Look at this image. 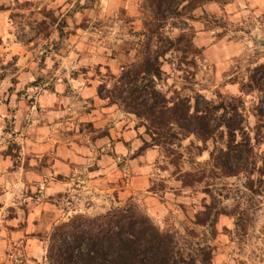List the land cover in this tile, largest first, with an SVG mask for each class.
<instances>
[{
    "label": "rangeland",
    "instance_id": "rangeland-1",
    "mask_svg": "<svg viewBox=\"0 0 264 264\" xmlns=\"http://www.w3.org/2000/svg\"><path fill=\"white\" fill-rule=\"evenodd\" d=\"M149 5L150 0H0V102H12L1 128L10 137L0 141V162L10 158L13 169L22 164L21 152L11 138L20 104L28 117L24 114L23 122L19 121L32 129L52 131L58 129L57 122L74 119L73 131L89 139L88 148L94 134L105 140L109 136V129H94L89 117L102 108L111 109L113 125L119 119L128 123L137 132L140 147L134 151L132 143L123 144L125 152L119 155L112 140L101 148L108 156L103 162L108 177L105 192L95 193L105 203L98 202L100 210L82 215L95 217L136 206L161 230L177 233L186 247L195 246L208 241L206 232L194 226L193 220L210 199L203 181L183 189L177 176L178 172H192L203 177L213 143L205 145L190 137L179 142L172 153L162 146L139 152L145 142L151 143L142 122L123 106L108 105L101 98L124 71L141 61L147 41L145 23L151 19ZM188 24L193 29V44L202 54H167L157 89L168 98L177 91L214 102L239 96L238 87L228 84L232 68L252 69L256 52L263 53L258 64L264 63V0L207 4L193 13ZM165 33L169 37L178 34L169 25ZM257 97L243 100L248 131L256 122ZM93 117L98 121V115ZM67 129L71 127L62 133ZM260 150L264 152V145ZM96 156L88 157L91 165ZM43 160L54 161L55 156L50 152ZM210 184L220 207L231 209L240 204L248 217L246 230L236 235L224 230L234 231L233 220H220V234L210 242L215 248L212 264H264V196L246 192L243 178ZM15 189L7 181L0 182V264H47L51 232L46 230L52 220L33 217L27 208L29 202L39 204L44 186H20L15 205L1 203ZM81 197H86L82 209L95 203L89 194Z\"/></svg>",
    "mask_w": 264,
    "mask_h": 264
},
{
    "label": "trees",
    "instance_id": "trees-1",
    "mask_svg": "<svg viewBox=\"0 0 264 264\" xmlns=\"http://www.w3.org/2000/svg\"><path fill=\"white\" fill-rule=\"evenodd\" d=\"M234 1L150 0L151 19L145 23L147 41L141 61L124 71L101 97L108 105L123 106L142 122L151 143L145 142L139 152L162 146L172 153L179 142L190 137L205 145L213 143L203 177L192 172H178L177 176L183 189L202 181L206 184L204 191L210 201L195 215L193 225L206 232L208 241L186 247L177 233L161 230L143 210L130 205L95 217L75 215L55 225L49 235L47 264H212L215 248L210 242L220 234V220L234 221V231L224 229L227 233L246 230L247 211L240 204L231 209L220 207L210 183L243 178L246 192L264 196V152L260 150L264 145V63L258 64L263 53H255L252 69L232 68L228 84L238 87L237 97L214 102L176 91L168 98L156 84L164 75L162 60L167 54H202L193 44V29L188 24L193 13L207 4L224 6ZM168 25L178 32L176 36L165 33ZM252 95H258L256 122L248 131L243 100Z\"/></svg>",
    "mask_w": 264,
    "mask_h": 264
},
{
    "label": "crops",
    "instance_id": "crops-1",
    "mask_svg": "<svg viewBox=\"0 0 264 264\" xmlns=\"http://www.w3.org/2000/svg\"><path fill=\"white\" fill-rule=\"evenodd\" d=\"M11 106L12 102H9L8 105L0 102V141L6 138L4 136L10 137V135L2 132L1 128L7 117V110ZM20 106L18 115L19 120L21 119L22 121L27 115ZM112 112L111 109L102 108L94 111L89 117V122H92L94 129L98 131L109 129V136L106 140L104 137L94 134V141L89 145V148L87 146L89 139L86 136H79L74 133V119L57 122L58 125L56 127L61 129L52 131L32 129L28 123L22 124L18 120L16 123L17 127L11 138L12 143L17 144L21 152L22 164L17 169H13L10 158L1 160L0 182L7 181L11 186L16 187L12 195L10 193L1 199V203L10 206L15 205L16 190L20 186L31 188L44 186L43 191L40 192V202L37 204L39 206L36 203L29 202L27 208L33 217L41 219L47 217L52 220L51 224L47 226L46 231L48 233L52 231L55 225L66 221L65 219L73 215L90 213L95 209L100 210L98 206L101 203L98 202H102V204L105 202L98 200V198L103 199V197L97 198L95 192H105L104 181L108 177L103 164L104 158L108 156L104 154L105 151L101 148L106 144L112 143V140H115L113 145L119 155L125 152L123 144L132 143L134 151L140 147L137 140V132L134 129H130L131 126H127L128 123L119 119L117 124L113 125ZM94 115H98V121L93 117ZM51 122L55 121L52 120ZM67 126H70L71 129H67V133H62ZM117 130H119V133H117ZM44 134L47 135L44 136ZM79 140H82L83 146H80ZM50 152L55 156V160L45 162L43 159ZM92 153L97 155L93 165L88 160ZM96 187L99 188L96 189ZM77 188L81 189L77 190ZM87 194L95 197L93 198L95 203H87L90 208L82 209V204L86 197L81 196H87ZM78 195L80 196L78 197Z\"/></svg>",
    "mask_w": 264,
    "mask_h": 264
}]
</instances>
